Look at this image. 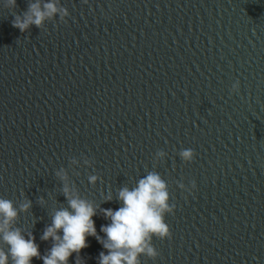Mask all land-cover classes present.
Returning <instances> with one entry per match:
<instances>
[{"label": "water", "instance_id": "1", "mask_svg": "<svg viewBox=\"0 0 264 264\" xmlns=\"http://www.w3.org/2000/svg\"><path fill=\"white\" fill-rule=\"evenodd\" d=\"M60 2L66 22L23 33L0 9V196L32 201L16 226L46 254L52 241L40 236L67 206L61 166L82 196L114 210L101 193L153 170L176 207L171 238H153L159 256L142 264H264V0ZM16 3L20 14L29 0ZM158 149L167 156L153 168ZM191 180V195L177 187ZM93 219L102 236L107 221L99 210ZM86 241L80 255L97 264L104 249Z\"/></svg>", "mask_w": 264, "mask_h": 264}, {"label": "clouds", "instance_id": "2", "mask_svg": "<svg viewBox=\"0 0 264 264\" xmlns=\"http://www.w3.org/2000/svg\"><path fill=\"white\" fill-rule=\"evenodd\" d=\"M88 3V0H83ZM16 0H0V9H7L13 15L12 26L20 32H25L31 26L43 28L46 20L58 17L59 22H66L70 13L60 0H29L26 10L17 14ZM240 81L235 80L230 92L239 94ZM179 158L191 163L196 155L191 148L180 149ZM167 153L158 149L153 156V168L158 162H163ZM85 167L93 168L94 158L84 156ZM71 163H78L73 158ZM59 179L67 206H59L51 211V223L47 225L40 240L51 239L52 244L46 254H41L39 245L30 231L16 226V220L21 213L28 212L32 201L25 197L19 202L0 196V264H32L33 258L43 261V264H69V257L75 253V264H85L80 253L90 245L86 237H94L104 250L96 257L97 264H142L141 256L155 260L159 252L153 245V238H171L169 225L165 216L173 214L176 205L170 203V193L167 182L157 171H148L129 187L127 184L116 189L115 197L109 187L102 192L103 201L115 199L119 207L102 208L94 200L80 194L75 184L69 180L64 166L54 171ZM87 181L95 186L101 177L89 174ZM177 187L191 195L197 188L194 180L185 185L177 181ZM49 199H52L49 195ZM187 199V196H185ZM41 205L45 204L44 197L39 198ZM97 210L103 215L106 224L100 226L101 236L97 233L94 216Z\"/></svg>", "mask_w": 264, "mask_h": 264}]
</instances>
